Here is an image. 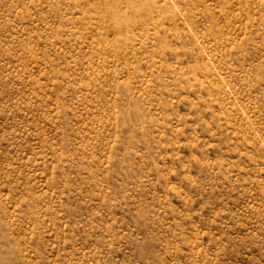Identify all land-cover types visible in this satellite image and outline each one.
<instances>
[{
  "label": "rangeland",
  "instance_id": "374dc122",
  "mask_svg": "<svg viewBox=\"0 0 264 264\" xmlns=\"http://www.w3.org/2000/svg\"><path fill=\"white\" fill-rule=\"evenodd\" d=\"M0 264H264V0H0Z\"/></svg>",
  "mask_w": 264,
  "mask_h": 264
}]
</instances>
